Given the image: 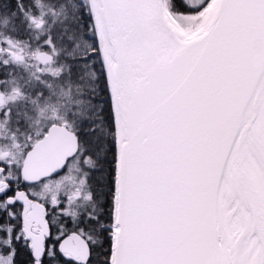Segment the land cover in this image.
<instances>
[{"label": "snow or ice", "instance_id": "6c2138e0", "mask_svg": "<svg viewBox=\"0 0 264 264\" xmlns=\"http://www.w3.org/2000/svg\"><path fill=\"white\" fill-rule=\"evenodd\" d=\"M0 264H264V0H0Z\"/></svg>", "mask_w": 264, "mask_h": 264}]
</instances>
